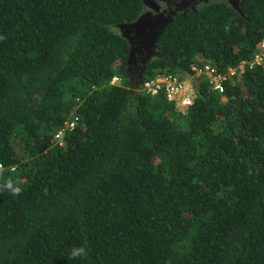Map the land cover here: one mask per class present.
I'll return each mask as SVG.
<instances>
[{
  "label": "trees",
  "instance_id": "1",
  "mask_svg": "<svg viewBox=\"0 0 264 264\" xmlns=\"http://www.w3.org/2000/svg\"><path fill=\"white\" fill-rule=\"evenodd\" d=\"M144 11L0 0V166L22 188L0 191V264H264V55L221 92L196 76L185 114L137 89L251 60L264 0L176 12L132 88L118 25Z\"/></svg>",
  "mask_w": 264,
  "mask_h": 264
},
{
  "label": "built area",
  "instance_id": "2",
  "mask_svg": "<svg viewBox=\"0 0 264 264\" xmlns=\"http://www.w3.org/2000/svg\"><path fill=\"white\" fill-rule=\"evenodd\" d=\"M263 48L264 44L261 43L259 51L253 55L251 60L240 61L235 66H229L224 71H215L212 66L207 64L203 65L201 68L192 64L190 65V70L191 73L196 74L195 76H201L205 79L210 90L212 89L216 92H221L224 81L243 73L246 69L255 64L261 63L263 58L262 56L264 55ZM185 78L180 79L169 74L158 75L152 78L144 79L138 85L137 89L146 96H161L165 101L170 102L173 108L180 114H185L186 107L191 104L193 99V97L191 98L190 92H188L185 88V82L182 81ZM116 80L117 79L115 77H111L109 83H114ZM73 123V120L64 121V124L61 127L55 129L53 139L61 143L63 130H71Z\"/></svg>",
  "mask_w": 264,
  "mask_h": 264
},
{
  "label": "rangeland",
  "instance_id": "3",
  "mask_svg": "<svg viewBox=\"0 0 264 264\" xmlns=\"http://www.w3.org/2000/svg\"><path fill=\"white\" fill-rule=\"evenodd\" d=\"M235 0H227V2L230 4ZM147 3H150L151 6H145V15H143L142 19H140V23L136 28L134 27H126L125 25L120 26V30L124 38L128 41H131V46L133 47L131 51V61L128 65V75H130V80L133 82L136 80L137 73L140 71V67L142 66V63L145 61L147 52L149 50V47H144L142 44V38L149 37V34L154 32L155 27L148 26L146 24V19H152L155 16H166V12L162 10H158V7L156 6L155 9H153L154 6H152V3L149 0H146ZM149 5V4H148ZM147 9V10H146ZM143 12V13H144ZM148 12V15H147ZM263 43V42H262ZM140 62V64H139ZM140 66H139V65ZM196 74L189 73L187 75V78L183 79L182 81L185 82V88L188 92L191 94V98H194V92L191 88L193 79L196 77ZM117 81V80H116ZM115 81V82H116ZM222 98V97H221Z\"/></svg>",
  "mask_w": 264,
  "mask_h": 264
},
{
  "label": "water",
  "instance_id": "4",
  "mask_svg": "<svg viewBox=\"0 0 264 264\" xmlns=\"http://www.w3.org/2000/svg\"><path fill=\"white\" fill-rule=\"evenodd\" d=\"M169 1H171L173 4L177 5L179 2H183L184 0H169ZM236 1L237 0L231 2L230 5H232V7H236ZM143 15H145V12L144 13L142 12L134 21H132L130 23L120 24V26L125 25L126 27H134V28H136L138 26V24L140 23V19H142ZM147 15H148V12H147ZM159 17H162V16H155L152 19H146V24L148 26L151 25V26L155 27V29H154L153 33L149 34L148 38L145 37V35L142 38L143 46L144 47H149V50L147 52V56H146L145 61H148L152 56H155L157 54L156 50H155L156 38H157L158 34L160 33V31L163 29V27L171 19V17H170L169 20H167L166 22H163V21L160 22L159 21ZM165 17H162V18H165ZM120 26H119V28H120ZM128 43H129V51H128V65H129V63L131 61V51H132L133 47L131 46V41H128ZM143 63H142V66L140 67V71H142V69H143ZM140 71H138V73H137L136 80L132 82V88H135L137 83H138V81H139V73H140Z\"/></svg>",
  "mask_w": 264,
  "mask_h": 264
},
{
  "label": "clouds",
  "instance_id": "5",
  "mask_svg": "<svg viewBox=\"0 0 264 264\" xmlns=\"http://www.w3.org/2000/svg\"><path fill=\"white\" fill-rule=\"evenodd\" d=\"M0 191H8L12 195H19L22 192L20 181L12 178L11 176H5L2 166H0ZM86 256L87 248L84 245H80L72 247L68 258L77 259Z\"/></svg>",
  "mask_w": 264,
  "mask_h": 264
},
{
  "label": "flooded vegetation",
  "instance_id": "6",
  "mask_svg": "<svg viewBox=\"0 0 264 264\" xmlns=\"http://www.w3.org/2000/svg\"><path fill=\"white\" fill-rule=\"evenodd\" d=\"M149 1L152 3V6H154L153 9H155L157 6L158 10H162L166 12L165 18L159 17L160 22L161 21L166 22L167 20H169L170 17L175 15V13L178 11L183 12V11H186L187 8L193 9L195 5H197L198 3L204 2V0H184L183 2H179L177 5H175L169 0H149ZM143 4L145 6L146 5L148 6V4H149V7L151 6V4L147 3L146 0H143Z\"/></svg>",
  "mask_w": 264,
  "mask_h": 264
}]
</instances>
